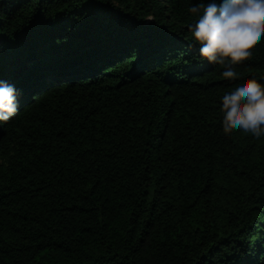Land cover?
I'll return each mask as SVG.
<instances>
[{
	"label": "trees",
	"instance_id": "16d2710c",
	"mask_svg": "<svg viewBox=\"0 0 264 264\" xmlns=\"http://www.w3.org/2000/svg\"><path fill=\"white\" fill-rule=\"evenodd\" d=\"M200 2L0 0V264H264V136L220 111L264 35L222 77Z\"/></svg>",
	"mask_w": 264,
	"mask_h": 264
},
{
	"label": "clouds",
	"instance_id": "9594fccd",
	"mask_svg": "<svg viewBox=\"0 0 264 264\" xmlns=\"http://www.w3.org/2000/svg\"><path fill=\"white\" fill-rule=\"evenodd\" d=\"M188 12L196 16L188 25L198 56L208 64L223 66L222 77L240 74L236 65L251 54L264 35V0H222L191 4ZM221 127L225 133L238 127L256 138L264 136V83L255 77L239 79L220 97ZM18 109V93L13 84L0 80V124L11 120Z\"/></svg>",
	"mask_w": 264,
	"mask_h": 264
}]
</instances>
